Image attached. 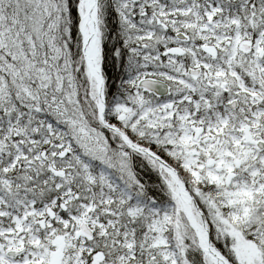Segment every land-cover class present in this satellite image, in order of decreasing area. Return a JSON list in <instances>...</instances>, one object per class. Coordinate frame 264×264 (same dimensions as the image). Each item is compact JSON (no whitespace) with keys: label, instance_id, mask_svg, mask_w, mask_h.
Listing matches in <instances>:
<instances>
[{"label":"snow or ice","instance_id":"1","mask_svg":"<svg viewBox=\"0 0 264 264\" xmlns=\"http://www.w3.org/2000/svg\"><path fill=\"white\" fill-rule=\"evenodd\" d=\"M0 264H264V0H0Z\"/></svg>","mask_w":264,"mask_h":264}]
</instances>
